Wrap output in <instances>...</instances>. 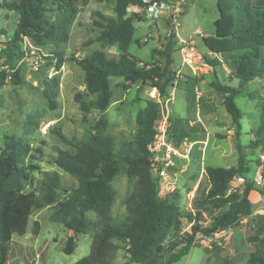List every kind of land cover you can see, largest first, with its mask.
<instances>
[{"label":"trees","instance_id":"trees-1","mask_svg":"<svg viewBox=\"0 0 264 264\" xmlns=\"http://www.w3.org/2000/svg\"><path fill=\"white\" fill-rule=\"evenodd\" d=\"M76 4L77 0H0V9L17 13L14 32L0 49V87L7 79L13 84L22 83L18 62L23 56L21 42L24 37L39 49L48 43L66 41V28L77 14ZM132 5H140V0H114V16L96 11L100 19L93 20L100 28L96 40L103 46H116L118 54L109 56L95 49L84 57H69L84 72L86 92L91 96L89 99L77 98L79 109L83 115L92 110L97 113L93 131L82 139L68 140L57 132L76 151L74 154L59 151L54 162L73 176L77 185L62 187L57 172L41 171L42 177L26 190L25 184H32L29 169L38 167L23 164L25 150L20 139L10 136L0 143V264H5L8 259L12 234L25 233L30 214L51 204H56V208L50 220L62 223L73 232L65 239L64 253L70 254L75 248V234H90L89 253L73 264H113L119 250L124 251L123 261L114 264H159L169 236L168 247L172 253L168 263L188 253L197 233L211 236L236 226L242 218L249 216L253 209L249 199L251 190L264 194L248 180L253 169L240 153L235 165L204 167L207 184L198 183L190 210L180 208L176 193L161 197L159 181L151 173L156 163L148 149L155 134L154 122L159 117V104L154 99L146 100L136 111L137 132L133 140L121 139L117 143L107 131L104 112L113 94L111 77L155 87L159 95L167 97V87L174 73L165 68L160 70L153 64L140 65L141 60L128 53L133 23L143 18L142 13L130 11ZM216 5L219 15L212 22L213 34L205 40L206 48L214 54L210 64L224 63L235 78L250 81L262 77L264 0H216ZM176 43L177 38L171 34L162 50L154 49L164 57L166 65L173 62L171 54L176 50ZM46 54L43 58L55 60L57 67L64 60L61 50L49 49ZM41 85L47 102L55 106L56 78L46 77ZM213 86L223 93V106L239 130L242 111L234 98L241 90L221 83ZM260 129H264V125ZM190 132L191 128L183 127L177 117H170L166 142L177 148ZM263 143L262 137H257L254 142L255 146ZM258 163L257 159L254 166ZM120 172L133 182L125 199L124 218L117 224L111 214L115 197L111 181ZM238 175L247 177V181L241 188L229 190V182ZM207 207L216 210L209 220L204 217ZM88 212L93 216H87ZM184 219L190 226L186 233L181 231ZM38 226L35 219L34 234H37ZM212 247L217 246L213 244ZM248 261V264H264V256L252 254Z\"/></svg>","mask_w":264,"mask_h":264},{"label":"rangeland","instance_id":"rangeland-1","mask_svg":"<svg viewBox=\"0 0 264 264\" xmlns=\"http://www.w3.org/2000/svg\"><path fill=\"white\" fill-rule=\"evenodd\" d=\"M113 3L114 0H77V14L66 28L68 34L66 41L57 44L48 43L42 49L36 48L38 49L36 52L26 53L18 62L22 83L13 84L7 79L0 87V143L5 141V137L20 139L25 150L23 164L38 167L34 170L29 169L32 184H25L26 190L31 189L36 184V180L42 177L41 171L57 172L62 187L71 188L77 185V180L54 162L59 151H67L70 154L76 151L72 145L63 141L57 132L62 133L68 140L82 139L93 131L92 126L97 113L92 110L83 115L80 111L77 98L89 99L91 96L86 92L84 72L69 60V57L72 55L84 57L95 49L102 50L109 56L119 53L116 46H103L96 40L100 28L93 24L94 19H100L96 11L105 16H114ZM180 6L182 8L179 18L180 27L176 30L178 38L193 39L201 55V60L195 68V75L181 71L187 66L181 64L178 50L171 54L172 64H165L164 57L154 49L164 48L171 35L169 28L162 20L143 16L133 23L132 39L127 51L131 56L141 60V64H153L160 70L165 68L175 73L167 87V97L171 100L167 101V97L159 95L157 90L154 92L158 95V99L153 100L150 95L153 89L151 86L143 85L138 81L130 83L122 77H111L109 82L113 94L104 114L107 119L106 129L114 136L117 143L121 139L135 138L136 111L149 99L159 104V117L153 126L156 133L159 134V126L163 122L167 123L170 117H177L183 127L191 128L189 136L177 147L179 152L186 156H172L174 165L167 167L168 181L176 185L174 190L165 187L166 181L160 183L162 179L156 173L157 168L163 164L161 160L163 151L149 150L151 159L156 161L151 173L159 181V195L167 197L171 193H176L180 208L186 211L191 208L187 205L185 191L192 187L195 178L206 165L225 167L235 165L241 153L253 169L257 159L259 161L258 156L264 155V143L257 146L254 144L257 137L264 138V129L258 130L264 125V89L260 88L264 80L261 83L256 81L258 77L250 81L235 78L227 66H215L216 79H214L209 68L212 67L210 61L213 56L205 52V40L213 34L212 22L219 15L216 0H185ZM130 11L142 13L135 9V6H131ZM16 21L15 11H0V30H5V39L13 34ZM49 49L62 51L64 60L59 67L55 65V60L43 58ZM177 71H181L182 78L176 75ZM51 76L57 80L55 106L49 104L42 93V80ZM187 80L189 82L186 85ZM214 83L230 85L241 90L242 93L234 98L236 106L244 112L239 119V130H236V125L223 106V93L214 88ZM245 92L250 93L251 96L244 94ZM194 95H198V98ZM230 129H233V132H229ZM155 141L156 139L151 143L152 147ZM259 146L262 148H257ZM132 182L133 180L123 172L116 174L111 181L115 192L111 214L117 224L124 218L125 199L131 191ZM201 183L202 186L207 184L206 181ZM55 208L56 204H51L34 210L29 216L25 233L12 235L8 255H41V260H37L36 264H45L46 260H48L46 264H73L79 258L86 256L91 241L89 233L75 234L76 247L72 253L67 254L62 251L67 234L73 232L62 223L50 220ZM215 213L214 208L207 207L204 217L209 220ZM87 216L92 217L93 214L88 212ZM35 219L39 222L38 228L40 227L38 235L33 233ZM189 228V223L184 219L181 226L182 233H186ZM243 231L241 233L245 236L243 238L239 236L238 244L235 243L237 254L234 259L235 264L249 262L251 255L246 252L245 242H250V248L256 246L253 243L256 242L254 232L250 234L251 230L248 226H245ZM169 240L170 236L165 240V249L159 257V264H214L210 260L205 262L204 256L218 255L232 248L231 234L229 239L222 240L221 245L215 244L217 247H212L211 250L202 244L194 243L187 254L168 263V257L172 253L168 247ZM118 252V256L112 260L113 264L123 261L124 251Z\"/></svg>","mask_w":264,"mask_h":264},{"label":"built area","instance_id":"built-area-1","mask_svg":"<svg viewBox=\"0 0 264 264\" xmlns=\"http://www.w3.org/2000/svg\"><path fill=\"white\" fill-rule=\"evenodd\" d=\"M185 0H140V5H132L135 6V9L141 11L142 13L145 12L146 17H150L153 20H162L163 23L169 28V33L174 35L177 38V50L180 53L181 58V64L187 66L190 71L195 72V68L198 64V62L201 60V55L199 51L197 50L195 43L193 39L188 38H178L177 35V29L180 27V15L182 12L181 3H184ZM3 9H0V11ZM4 32L0 30V49L4 47V43L8 40L4 37ZM22 51L23 56L26 53H33L36 52V48L29 42V40L24 37L22 42ZM39 62V61H36ZM1 63V60H0ZM141 64V62H139ZM142 65V64H141ZM181 71H178L176 75L180 78H182V75H180ZM175 75V73H174ZM153 90H157L155 87H152ZM158 99V95H157ZM171 100V98L167 97V101ZM168 123V121H167ZM167 123L163 122L161 126H159V134L155 132L153 140L156 139L154 142V145L152 147V142L148 145V149L151 150H162L163 151V157L161 160H163V164L157 168L156 173L157 175L162 179L161 182L165 181V187L168 190H174L176 188V185L169 183L168 177L169 174L167 172L168 166H173L174 161L172 160V156L174 155H180V156H186L184 154H181L178 150V148H174L170 143L166 142L165 139V132L167 128ZM158 139V140H157ZM259 163L256 164L251 171V173L248 176V180H250L254 187L257 189L264 191V173H263V162H264V155L260 154L258 156ZM155 160H157L155 158ZM156 163V161H155ZM247 181V177L243 175H238L234 177L229 182V190H236L241 188V186ZM196 187L192 185L190 189H187L185 191V198L188 201V205L191 204V200L195 194ZM190 207V206H189ZM232 227H228L226 229H222L220 231L215 232L211 236H206L201 233H197L193 243L202 244L205 246H208L212 248L213 244H222V240H227L230 236Z\"/></svg>","mask_w":264,"mask_h":264},{"label":"crops","instance_id":"crops-1","mask_svg":"<svg viewBox=\"0 0 264 264\" xmlns=\"http://www.w3.org/2000/svg\"><path fill=\"white\" fill-rule=\"evenodd\" d=\"M176 45H178V43H176ZM176 50H177V47H176ZM197 50L199 51L198 48H197ZM205 52L214 57V54L212 52H210L207 48H206ZM205 65H207V64H205ZM217 66H225L226 67V65L224 63H222L221 65H217ZM209 68L211 70V74L213 75V78L216 79V77H215L216 67L212 65V67L210 66ZM181 71L189 73V74H193V75H195V73H196V70H195V72H192V71H190V69L188 67L182 68ZM228 78H232V77L228 76ZM262 80H264L263 76L258 77V79H256L257 82H261V83L263 82ZM188 82H189V80H187L185 84L187 85ZM260 88L264 89V84H261ZM194 90L196 91L195 87H194ZM244 94L248 95L249 97L251 96L250 93L245 92ZM150 95L152 96V99L157 100V95H155V92L153 89H152V91H150ZM194 97L198 98V95H194ZM243 114H244V112H242V115ZM229 132H233V129H230ZM257 148L261 149L262 147L259 146ZM263 169H264V162H263ZM205 181L207 182L206 174H205L204 168H202L199 176L195 178V180L193 182V186L197 187L199 182H205ZM249 199L252 202V207H253L252 213L249 216L242 218L236 226L232 227L231 233H230V236L232 234V240H231V247L232 248H228V250L220 252V254H218V255H205L204 256L205 262L210 260L214 264H235L234 259L236 258V255H237L235 252V250H236L235 243L238 244L237 238L239 236L242 238H243V236H245V235H243V233H241V231L244 232L243 230L245 229V226H248V228L251 230L250 234L251 233L253 234V232H254L253 236H256V239L253 237V239L256 240V242H253L256 245L253 248L249 247L250 242H247V243L245 242V244L247 246V251H246L247 254L248 255L256 254V255L264 256V194H262L261 192H259L257 190H251L249 193ZM189 206L191 208V204L188 205V207ZM36 231H37V234H35V235H38L39 231H40V227L36 228ZM187 231H189V229ZM69 235H70V233L67 234V237ZM230 236H229V238H230ZM206 247L209 250L212 249L208 246H206ZM118 254H119V252H117L115 256L117 257ZM41 258H42L41 255H33V256L32 255H8V259H7L5 264H36L37 260L39 261V260H41ZM122 259H123V256H122ZM43 260H44V258H43ZM47 262H48V260L45 261V264ZM136 264H139V263H136Z\"/></svg>","mask_w":264,"mask_h":264},{"label":"water","instance_id":"water-1","mask_svg":"<svg viewBox=\"0 0 264 264\" xmlns=\"http://www.w3.org/2000/svg\"><path fill=\"white\" fill-rule=\"evenodd\" d=\"M143 16H145V12H143ZM172 75L174 76V73Z\"/></svg>","mask_w":264,"mask_h":264}]
</instances>
